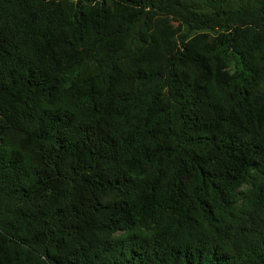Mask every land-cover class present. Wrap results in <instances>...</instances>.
Returning <instances> with one entry per match:
<instances>
[{"label": "trees", "instance_id": "1", "mask_svg": "<svg viewBox=\"0 0 264 264\" xmlns=\"http://www.w3.org/2000/svg\"><path fill=\"white\" fill-rule=\"evenodd\" d=\"M0 264H264V0H0Z\"/></svg>", "mask_w": 264, "mask_h": 264}, {"label": "rangeland", "instance_id": "2", "mask_svg": "<svg viewBox=\"0 0 264 264\" xmlns=\"http://www.w3.org/2000/svg\"><path fill=\"white\" fill-rule=\"evenodd\" d=\"M244 189H247V187H245Z\"/></svg>", "mask_w": 264, "mask_h": 264}]
</instances>
